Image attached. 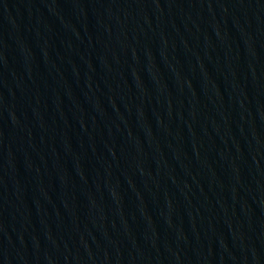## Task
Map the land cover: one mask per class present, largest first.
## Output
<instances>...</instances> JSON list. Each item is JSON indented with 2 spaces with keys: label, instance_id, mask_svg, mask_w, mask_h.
I'll return each instance as SVG.
<instances>
[{
  "label": "water",
  "instance_id": "water-1",
  "mask_svg": "<svg viewBox=\"0 0 264 264\" xmlns=\"http://www.w3.org/2000/svg\"><path fill=\"white\" fill-rule=\"evenodd\" d=\"M0 264H264V0H0Z\"/></svg>",
  "mask_w": 264,
  "mask_h": 264
}]
</instances>
